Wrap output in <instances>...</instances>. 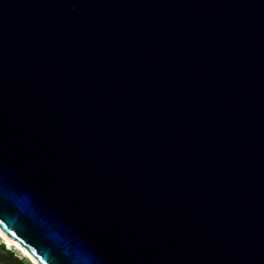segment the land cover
<instances>
[{"label": "water", "instance_id": "95a60500", "mask_svg": "<svg viewBox=\"0 0 264 264\" xmlns=\"http://www.w3.org/2000/svg\"><path fill=\"white\" fill-rule=\"evenodd\" d=\"M0 229L40 264H264V0H0Z\"/></svg>", "mask_w": 264, "mask_h": 264}, {"label": "bare ground", "instance_id": "6f19581e", "mask_svg": "<svg viewBox=\"0 0 264 264\" xmlns=\"http://www.w3.org/2000/svg\"><path fill=\"white\" fill-rule=\"evenodd\" d=\"M0 242L3 246V249L9 251V249L12 248L16 254L18 253L23 259H27L31 264H40L39 261L33 255H31L12 237L6 235L1 229H0Z\"/></svg>", "mask_w": 264, "mask_h": 264}, {"label": "rangeland", "instance_id": "374dc122", "mask_svg": "<svg viewBox=\"0 0 264 264\" xmlns=\"http://www.w3.org/2000/svg\"><path fill=\"white\" fill-rule=\"evenodd\" d=\"M17 253L3 249L0 242V264H31L27 259H23Z\"/></svg>", "mask_w": 264, "mask_h": 264}, {"label": "trees", "instance_id": "16d2710c", "mask_svg": "<svg viewBox=\"0 0 264 264\" xmlns=\"http://www.w3.org/2000/svg\"><path fill=\"white\" fill-rule=\"evenodd\" d=\"M14 253V252H13Z\"/></svg>", "mask_w": 264, "mask_h": 264}]
</instances>
